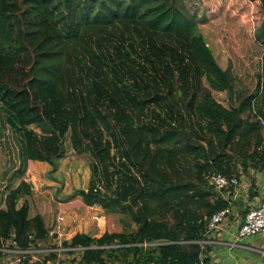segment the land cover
<instances>
[{
	"label": "trees",
	"instance_id": "trees-1",
	"mask_svg": "<svg viewBox=\"0 0 264 264\" xmlns=\"http://www.w3.org/2000/svg\"><path fill=\"white\" fill-rule=\"evenodd\" d=\"M203 12L197 19L184 0H0V111L19 135V172L29 160L56 166L69 135L93 162L88 187L68 198L126 210L135 224L63 240L82 251L80 264H200L197 241L228 206L209 176L264 171V46L249 54L254 87L223 105L212 91L231 97L234 76L198 25L219 11ZM6 187L0 249H31L49 231L18 205L30 184Z\"/></svg>",
	"mask_w": 264,
	"mask_h": 264
},
{
	"label": "rangeland",
	"instance_id": "rangeland-1",
	"mask_svg": "<svg viewBox=\"0 0 264 264\" xmlns=\"http://www.w3.org/2000/svg\"><path fill=\"white\" fill-rule=\"evenodd\" d=\"M184 2L197 19L204 14L205 7L219 11L217 17L208 22H199L198 25L216 61L227 65V59L229 69L235 76L234 92L231 97L227 92L224 99L217 94L212 95L226 106L229 105L226 102L227 97L230 98L229 102L232 105H236L243 94L254 87L257 80L255 72L259 64L253 60L256 54L254 52L252 56L249 54L255 47L254 43H262L260 29L264 24L263 7L255 0H184ZM223 6H225L223 11H220ZM19 147V135L9 126L0 111V196L3 197L8 191L6 186L9 182L11 187L17 186L21 180L28 182L31 193L20 198L18 205L24 200L28 201L29 216L41 214L49 231L46 240L32 246L34 252L29 258L18 254L16 256L20 261L15 256L11 258L13 264H22L26 259L27 264H37L42 262L49 252H55L56 257L45 264H80L82 251L74 248L73 253L66 252L68 248L62 246L63 240H68L78 232L100 236L104 232H129L135 229V224L126 210L97 204L89 206L82 202L79 195L68 198L77 190L88 187L93 162L89 151L78 153L73 149L71 136L66 137L65 155L57 160L54 167L46 162L30 161L27 163L28 166H24L19 172L21 168ZM7 242L10 244L11 241ZM254 242L259 245L264 243V239L256 237ZM108 264H112V261Z\"/></svg>",
	"mask_w": 264,
	"mask_h": 264
},
{
	"label": "crops",
	"instance_id": "crops-1",
	"mask_svg": "<svg viewBox=\"0 0 264 264\" xmlns=\"http://www.w3.org/2000/svg\"><path fill=\"white\" fill-rule=\"evenodd\" d=\"M209 39L211 40V37H209ZM212 44L214 45V43ZM259 44L264 46L263 43L259 42ZM226 62L227 65L218 62L217 63L222 69H229L230 65L227 59ZM230 73L232 74L231 70ZM232 76L234 75L232 74ZM225 92L226 91H212V94H217L222 97V99H224L223 97ZM229 99L230 98L227 97L226 102L230 105L231 103L229 102ZM222 104L224 105V103ZM30 161L37 160H29L28 163ZM238 178L240 181L236 186H229L227 189L218 191L219 194L227 200L228 206L231 209V213L228 215L227 219L222 222L223 231L214 234L212 241L208 245L206 258L209 259V262L207 264H264V243L257 245L254 242L256 237H261L264 239V236L250 237L249 239L244 240V242H247L246 244L242 243L243 246L229 248L226 244L227 242L233 240L232 235L238 227V222L242 220L244 214L250 208L256 207L264 198V171L249 168L247 171H240ZM21 204H19V206ZM2 245L4 246L3 248H7V250L15 249L11 246V242L9 244L7 241H5ZM16 255L17 254L13 253L12 251L4 253L0 259V264H13L14 261L11 260V258L15 257ZM15 258L17 259V256Z\"/></svg>",
	"mask_w": 264,
	"mask_h": 264
},
{
	"label": "built area",
	"instance_id": "built-area-1",
	"mask_svg": "<svg viewBox=\"0 0 264 264\" xmlns=\"http://www.w3.org/2000/svg\"><path fill=\"white\" fill-rule=\"evenodd\" d=\"M257 1V0H255ZM239 178L237 176L226 177L220 173H212L208 178V183L212 185L215 190L221 191L227 189L229 186H236L239 183ZM231 213L229 206L222 210L213 213L207 221L205 231L203 233V238L197 241L199 244V262L200 264H206L204 259L207 255V248L209 243L212 241L214 234L223 231L222 222H224L228 215ZM253 236H264V198L260 203L253 208H250L243 216L242 220L238 222V227L233 233V240L227 242L229 248L243 246L242 242ZM152 245V244H143ZM79 249V248H78ZM4 253L12 251L17 255L32 254L34 250L31 249H17L7 250V248H1ZM264 253V252H263ZM20 261V258L17 259Z\"/></svg>",
	"mask_w": 264,
	"mask_h": 264
},
{
	"label": "water",
	"instance_id": "water-1",
	"mask_svg": "<svg viewBox=\"0 0 264 264\" xmlns=\"http://www.w3.org/2000/svg\"><path fill=\"white\" fill-rule=\"evenodd\" d=\"M263 34H264V24H263Z\"/></svg>",
	"mask_w": 264,
	"mask_h": 264
}]
</instances>
